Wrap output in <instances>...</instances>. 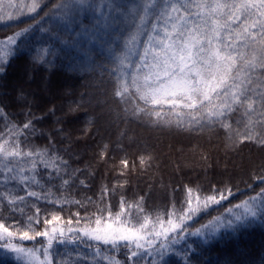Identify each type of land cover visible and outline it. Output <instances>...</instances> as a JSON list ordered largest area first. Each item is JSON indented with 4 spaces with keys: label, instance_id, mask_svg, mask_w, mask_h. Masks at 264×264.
I'll return each instance as SVG.
<instances>
[{
    "label": "trees",
    "instance_id": "trees-1",
    "mask_svg": "<svg viewBox=\"0 0 264 264\" xmlns=\"http://www.w3.org/2000/svg\"><path fill=\"white\" fill-rule=\"evenodd\" d=\"M229 3L0 0V264H264V8L158 91L193 21L253 37Z\"/></svg>",
    "mask_w": 264,
    "mask_h": 264
},
{
    "label": "rangeland",
    "instance_id": "rangeland-1",
    "mask_svg": "<svg viewBox=\"0 0 264 264\" xmlns=\"http://www.w3.org/2000/svg\"><path fill=\"white\" fill-rule=\"evenodd\" d=\"M229 2L230 0H228L227 10H230ZM263 8L264 0H236L235 10H240V13L244 11L250 12V15L244 17V21L247 26L244 28H240V30L237 31L236 35H241L242 37H245L248 34L253 36L254 29L262 27L260 23L263 22L261 16V10H263ZM188 27L192 31H195L194 38H191L183 45H180V49L178 48L173 50L171 43L168 42L165 43L163 47V56L165 58H168L167 60L180 58L183 61V67L185 66V68H187L188 70L183 72L182 77L173 75V72L175 71L173 66H171L167 70H164V75L167 74L169 78L168 80L160 84L161 89H158L159 92L167 93L168 89H172L175 83L182 81V78H191V76L194 74L192 68H190L193 64V58H199V60H202L210 57L213 52L218 53V48H215L216 41L218 45L223 44L224 46H228V43H231V41L233 42L232 46H236L237 44L241 43L245 44L246 42V45L251 46L255 45L253 43H258L262 41L260 38H258V36L248 37L247 39L240 37L239 39H232L231 35L229 34L228 26L219 24V20L212 19L211 17H208V21L206 20L202 23L193 21L192 24H188ZM202 28L207 29L206 34L200 32ZM196 36H200L201 41L196 38ZM197 48H200L198 57L195 55ZM118 222L119 221H115L108 225H103L83 232L94 242H101L107 244H114L117 242H130L133 240L140 239V237L142 238L140 234H142L144 229H133V226H128L127 224ZM23 255L27 261L38 264L35 257L31 254L23 253Z\"/></svg>",
    "mask_w": 264,
    "mask_h": 264
}]
</instances>
